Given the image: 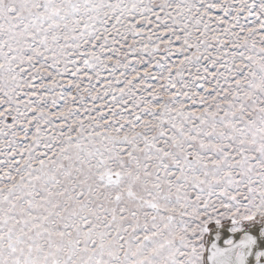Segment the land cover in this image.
I'll list each match as a JSON object with an SVG mask.
<instances>
[{"label": "snow or ice", "instance_id": "obj_1", "mask_svg": "<svg viewBox=\"0 0 264 264\" xmlns=\"http://www.w3.org/2000/svg\"><path fill=\"white\" fill-rule=\"evenodd\" d=\"M0 264H264V0H0Z\"/></svg>", "mask_w": 264, "mask_h": 264}]
</instances>
